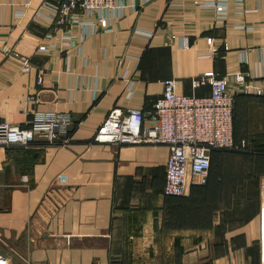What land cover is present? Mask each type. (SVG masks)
<instances>
[{
  "label": "crops",
  "instance_id": "0c3cea01",
  "mask_svg": "<svg viewBox=\"0 0 264 264\" xmlns=\"http://www.w3.org/2000/svg\"><path fill=\"white\" fill-rule=\"evenodd\" d=\"M117 3L100 13L107 27L83 14L66 32L52 26L54 0H0V39L31 65L0 52V123L25 127L34 110L73 119L67 143L38 133L31 149L0 146V254L8 264H264V96L234 78L264 87V0H227L223 23L191 0ZM201 74L226 78L233 139L249 151H212L207 184L166 197L167 146L93 137L110 111L150 115L167 80L209 95L192 84Z\"/></svg>",
  "mask_w": 264,
  "mask_h": 264
},
{
  "label": "built area",
  "instance_id": "2783aa9c",
  "mask_svg": "<svg viewBox=\"0 0 264 264\" xmlns=\"http://www.w3.org/2000/svg\"><path fill=\"white\" fill-rule=\"evenodd\" d=\"M191 1L200 9L211 10L217 23L225 21L227 0ZM29 3L27 1L25 5L28 6ZM52 5V26L66 32L72 25L82 22L80 16L83 14L95 16L97 25L105 28L108 26V19L100 16V13L116 12L115 10L122 8L117 0H54ZM20 15L21 13L18 16L21 17ZM170 38L174 39L175 36ZM178 40L182 47L189 44L187 36H181ZM38 48L45 50L46 46L39 45ZM0 52L20 61L23 72L30 70L29 59L18 55L14 47L4 39H0ZM234 78L240 85L241 92L264 96V87H260L256 79H246L243 73H236ZM192 84L209 85V95L178 94L174 81L167 80L163 83L162 93L153 102L150 115L146 117L137 108H127L123 113L110 111L96 129L93 141L112 145L167 146L163 193L171 196L187 195L191 186L206 183L211 150L247 147L245 140L236 144L233 139V94L228 91L226 78L201 74L192 80ZM130 88L131 83L128 85L127 96L131 94ZM27 100L38 103L40 99L36 95H29ZM72 124V116L67 112L34 110L25 127L10 122L0 123V146H32L38 142V133L44 134L49 143L64 144L69 141L66 134ZM0 264H8L1 254Z\"/></svg>",
  "mask_w": 264,
  "mask_h": 264
},
{
  "label": "trees",
  "instance_id": "16d2710c",
  "mask_svg": "<svg viewBox=\"0 0 264 264\" xmlns=\"http://www.w3.org/2000/svg\"><path fill=\"white\" fill-rule=\"evenodd\" d=\"M201 86V85H200ZM202 86H208L209 87V85H202ZM248 95H251V94H248ZM252 95H254V94H252ZM256 96V95H255ZM258 96V95H257ZM260 96V95H259ZM156 99V98H155ZM154 99V100H155ZM154 102V101H153ZM233 112H234V96H233ZM233 117H234V113H233V116H232V126H233ZM69 134H70V132H68ZM235 142V141H234ZM236 144H238V142H235ZM239 143H240V141H239ZM37 144V143H36ZM36 144H34V145H32L33 147L36 145ZM32 146H28V147H24V146H11V147H8V149H14V148H18V149H31V147ZM227 151L228 149H214V150H211L210 151V165H211V152L212 151ZM249 151V149H248V147H246V148H244V149H237V150H228V151H233V152H244V151ZM209 171H210V168H209ZM208 176H209V174H208ZM207 182H208V178H207V181H206V183L204 184V185H200V186H197V185H193V186H191V187H196V188H198V189H201L202 187H204L206 184H207ZM162 192H163V188H162ZM164 194V193H163ZM165 195V194H164ZM166 197H172V198H177V199H180V198H183V197H185V196H171V195H165ZM175 262H178V259H175Z\"/></svg>",
  "mask_w": 264,
  "mask_h": 264
}]
</instances>
